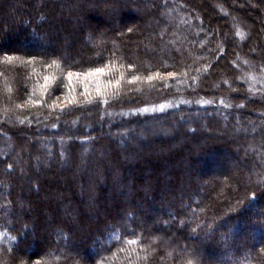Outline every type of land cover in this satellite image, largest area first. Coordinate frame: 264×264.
<instances>
[{
	"label": "trees",
	"instance_id": "obj_1",
	"mask_svg": "<svg viewBox=\"0 0 264 264\" xmlns=\"http://www.w3.org/2000/svg\"><path fill=\"white\" fill-rule=\"evenodd\" d=\"M210 2L0 0V264H128L116 235L139 264H264V109L196 100L238 58L264 67V36ZM106 65L101 95L66 78ZM177 87L194 101L141 107Z\"/></svg>",
	"mask_w": 264,
	"mask_h": 264
},
{
	"label": "rangeland",
	"instance_id": "obj_2",
	"mask_svg": "<svg viewBox=\"0 0 264 264\" xmlns=\"http://www.w3.org/2000/svg\"><path fill=\"white\" fill-rule=\"evenodd\" d=\"M224 4L228 8V15L222 16L221 13H219L218 9L220 8V5ZM232 5V6H231ZM209 6L213 7L214 10L217 11V15L219 13L220 17V25L226 24L229 26V28L233 29L236 27V24L238 25V22L241 23L243 26L250 28L251 26H255L256 31L258 30L260 37L264 36V0H211L209 3ZM239 8V9H235ZM245 12V13H244ZM247 15L249 17V21L247 24L245 21H240V16ZM160 18L163 15H159ZM222 16V17H221ZM219 22V21H218ZM217 23L216 21L213 22V31H217ZM237 28V27H236ZM238 31H241L242 28H237ZM252 34V32H251ZM252 36V35H251ZM255 37V36H254ZM260 43L257 38L252 39L251 46L254 47V49L259 53L260 50ZM241 52V51H240ZM239 57V56H238ZM238 63L240 67L237 69L235 66H232L236 72L234 73V77L232 78L230 74H228L225 70L217 69L211 73L212 80L214 84L208 88L207 92L210 93L209 96H202V98L197 97V101L204 100V102H219L224 103L225 100L230 99V97L237 98V99H244V98H250L254 99L256 101L257 108H261V106L264 109V67H250L247 62H245L243 59L240 60L238 58ZM238 65V64H237ZM235 67V68H234ZM105 73L102 74H95L92 76H81V81H87L88 83L93 82L90 89L88 86L85 85V89H88L89 92L92 94H102L101 92L102 88L99 87V83L97 82H103L101 81V78H103ZM200 81V79H199ZM74 83V81H72ZM112 83L109 82L108 86H110ZM198 84V82H197ZM99 90V91H98ZM105 91V90H104ZM219 93L215 94V92ZM176 92V93H175ZM186 90L182 88L170 90V92H159L156 95H152L145 99V103L141 105L143 109L149 111L153 110H161L164 108H169L174 105H177L179 103H188L190 100L189 97H187ZM205 92V91H203ZM198 95V94H197ZM224 99V100H223ZM122 107V106H120ZM200 120V115L196 117ZM194 118V119H196ZM190 119V117L187 118V120ZM193 119V118H192ZM197 121V120H196ZM201 121V120H200ZM251 121H249L248 128L246 126L235 124L234 130H244L247 129L248 131L249 126L251 127ZM99 126V124H98ZM173 126V130L176 129L175 125ZM160 127H164V130H160ZM147 128L150 130L148 133V136L161 134L164 135L165 132H168V129L163 124H155L154 123H148ZM233 134L231 127L228 128L226 125H223L222 129L218 134L220 136H229L230 134ZM37 138L41 139L42 135L38 134ZM142 134H139L137 132L132 133L131 139H140ZM143 138V137H142ZM238 143V142H237ZM16 148V146H15ZM18 149V148H17ZM1 150V149H0ZM16 165H19V162H15Z\"/></svg>",
	"mask_w": 264,
	"mask_h": 264
},
{
	"label": "snow or ice",
	"instance_id": "obj_3",
	"mask_svg": "<svg viewBox=\"0 0 264 264\" xmlns=\"http://www.w3.org/2000/svg\"><path fill=\"white\" fill-rule=\"evenodd\" d=\"M19 59L20 58L19 57H16V56H5V57H3V61L2 62H7V63L10 64L13 61H16V60H19ZM35 60H36V58H32L31 60H28V61H21V63L32 64ZM53 64H56V62L53 61L52 64H48L47 67L51 68ZM57 67H58V65H57ZM33 71H36V69H33ZM106 71H111V68H109L107 65L105 67H102V68H96V69H93V70H89L86 73H73V72H68L66 78H67V80L69 82H71L74 77H79L81 75H84V76H92V75H95V74L105 73ZM170 75H175V74H170ZM121 78H123V74H121ZM153 78H154L153 76L147 77V79H149V80H151ZM50 79H51V77H49V76H45L44 77V80H45L46 83ZM139 79H140V77H138V76H134L133 77V81L139 80ZM116 83H117V85H119L120 81L117 80ZM57 99H59V98H57ZM40 103H42V101H40V100H35L34 101V100H31V97H29L28 104H40ZM28 104L19 105V107H21V108L27 107ZM3 236H4V233L3 232H0V240L3 239ZM114 239L120 241V243L122 245H124L125 247H118L117 250L115 252H113V257L119 258L120 255H125V259L127 260L128 264H139V261H141V260H143L145 262L147 261V256L139 257L138 255L137 256H133L132 255V253H135L136 252V249L135 248H131L130 252H127L126 253V247L127 246L139 245L141 248H143V245H140V242H139L138 239H126V240H122L120 238V236H118V235L114 236ZM106 264H114V260L112 259V257L107 258ZM184 264H193V261L189 259V260H186L184 262Z\"/></svg>",
	"mask_w": 264,
	"mask_h": 264
}]
</instances>
